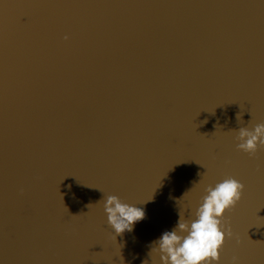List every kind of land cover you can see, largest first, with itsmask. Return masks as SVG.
I'll use <instances>...</instances> for the list:
<instances>
[{
	"label": "water",
	"instance_id": "95a60500",
	"mask_svg": "<svg viewBox=\"0 0 264 264\" xmlns=\"http://www.w3.org/2000/svg\"><path fill=\"white\" fill-rule=\"evenodd\" d=\"M260 123L264 0H0V264H158L227 177L219 264H264ZM107 195L145 219L115 238Z\"/></svg>",
	"mask_w": 264,
	"mask_h": 264
},
{
	"label": "clouds",
	"instance_id": "9594fccd",
	"mask_svg": "<svg viewBox=\"0 0 264 264\" xmlns=\"http://www.w3.org/2000/svg\"><path fill=\"white\" fill-rule=\"evenodd\" d=\"M237 120H242V114H237ZM237 139L238 149L256 153L264 146V123L253 128L241 127ZM244 188L245 185L235 177H227L214 186L208 185L202 202L192 213L193 218L186 219L180 211L176 225L151 242V259L156 253L158 264H213V261L219 264L220 249L232 235L231 229L223 224V217L243 198ZM103 209L115 238L132 232L137 222L146 217L143 207L124 202L117 195H107L103 199ZM233 264L238 261L234 259Z\"/></svg>",
	"mask_w": 264,
	"mask_h": 264
}]
</instances>
